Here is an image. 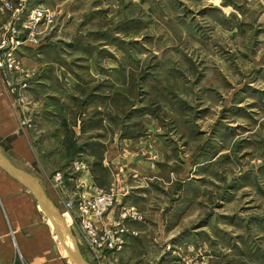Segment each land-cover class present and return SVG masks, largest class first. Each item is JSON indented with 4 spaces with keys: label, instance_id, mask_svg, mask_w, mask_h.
Instances as JSON below:
<instances>
[{
    "label": "rangeland",
    "instance_id": "1",
    "mask_svg": "<svg viewBox=\"0 0 264 264\" xmlns=\"http://www.w3.org/2000/svg\"><path fill=\"white\" fill-rule=\"evenodd\" d=\"M8 22L0 82L50 198L143 193L111 219L148 254L125 264H264V0H0Z\"/></svg>",
    "mask_w": 264,
    "mask_h": 264
},
{
    "label": "crops",
    "instance_id": "2",
    "mask_svg": "<svg viewBox=\"0 0 264 264\" xmlns=\"http://www.w3.org/2000/svg\"><path fill=\"white\" fill-rule=\"evenodd\" d=\"M0 152L13 165L26 172L28 170L22 164L27 166L30 163L31 166L27 138L19 127L17 119L11 113L1 82ZM80 188H83V186L78 188L79 191H82L83 189L80 190ZM97 189V186L90 185L84 188L83 192L92 193ZM142 194L141 192H134V190H125L102 222L110 225L112 223L111 219L117 215L116 208L131 203L133 199L135 200ZM49 199L54 205L58 206L57 209L59 208L58 210L62 213L58 195L56 194L54 198L49 197ZM68 225H72L70 228L74 231L73 234L77 239L83 258L91 264H96L91 252L78 235L75 225L72 224L70 219ZM140 237L137 234L126 237L124 250L117 253L118 262L116 264H125L129 259L132 261V254L148 255L134 249V245ZM61 245L53 233L49 220L38 208L32 193L0 167V264H75ZM160 255L159 253L155 259L159 261Z\"/></svg>",
    "mask_w": 264,
    "mask_h": 264
},
{
    "label": "built area",
    "instance_id": "3",
    "mask_svg": "<svg viewBox=\"0 0 264 264\" xmlns=\"http://www.w3.org/2000/svg\"><path fill=\"white\" fill-rule=\"evenodd\" d=\"M10 9V6L7 5ZM0 30V72L13 67L14 60L8 50L12 43V25L10 22ZM118 196L114 186L98 188L94 194H78L70 199H65L60 193L62 213L67 215L71 222L78 224L80 238L91 252L96 264H113L110 254L122 248V228L116 224L106 225L102 222L108 210L113 206ZM135 215L134 211L126 210L122 216Z\"/></svg>",
    "mask_w": 264,
    "mask_h": 264
},
{
    "label": "water",
    "instance_id": "4",
    "mask_svg": "<svg viewBox=\"0 0 264 264\" xmlns=\"http://www.w3.org/2000/svg\"><path fill=\"white\" fill-rule=\"evenodd\" d=\"M0 167L18 183L29 190L35 198L38 208L45 214L52 225L53 233L67 251L75 264H91L81 254L77 239L72 229L65 223L63 216L47 196L45 190L32 174L16 167L0 152ZM69 239L70 244L65 241Z\"/></svg>",
    "mask_w": 264,
    "mask_h": 264
},
{
    "label": "bare ground",
    "instance_id": "5",
    "mask_svg": "<svg viewBox=\"0 0 264 264\" xmlns=\"http://www.w3.org/2000/svg\"><path fill=\"white\" fill-rule=\"evenodd\" d=\"M63 216V218H64V221H65V223L66 224H68V222H69V217L67 216V215H62ZM68 222H67V221ZM51 224V223H50ZM60 242V241H59ZM65 243L67 244V245H69L70 244V242H69V239H67L66 241H65ZM60 244H61V242H60ZM62 246V245H61ZM63 247V246H62ZM64 249V248H63ZM65 250V249H64ZM66 252V251H65ZM67 254V253H66Z\"/></svg>",
    "mask_w": 264,
    "mask_h": 264
}]
</instances>
